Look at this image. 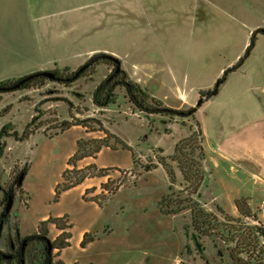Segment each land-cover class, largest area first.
<instances>
[{
    "label": "rangeland",
    "instance_id": "374dc122",
    "mask_svg": "<svg viewBox=\"0 0 264 264\" xmlns=\"http://www.w3.org/2000/svg\"><path fill=\"white\" fill-rule=\"evenodd\" d=\"M99 1L0 0V46L2 42L13 40L17 48L26 45L31 52L33 47L37 52L40 49V54H35L36 59L41 61L42 58L45 66H49L48 59L61 58L68 53L64 52L66 44L75 33L84 31L85 43L72 47L71 57L79 66L88 59L86 56L81 61V54L76 55L84 47L86 55L88 49L94 50L88 57L106 53L123 64L137 66L143 60L161 62L164 55H169L167 59L173 61H176L173 57L181 60L183 55L187 59L189 55V67L176 69L175 75L195 106L199 102V94L193 97L195 88L211 89L224 69L216 78L215 74L223 65L236 63L250 41L237 56L243 28L239 26V32L235 33L225 25L232 36L228 37L230 45L223 52H173L152 41L149 31H160L162 39L164 32L175 27L164 26L161 21L160 25L155 23L148 29L140 0H116L117 24L111 31L108 20L93 19L97 10L108 7L107 3L99 4ZM239 2L245 1L226 0L224 6L226 10H237L239 6L245 10L244 4ZM213 13L212 28L220 27L221 30L224 23L217 16L220 13L215 9ZM61 19L68 26H63ZM178 27L187 28L184 24ZM202 27L198 21L196 28ZM262 52L264 37L255 50L256 55L249 60L248 56L239 68H253L249 62H256ZM35 63L22 60L21 67L16 63L15 68H5L4 72L28 74ZM55 69L61 71L63 68ZM111 69V65L99 63L90 77L80 78L69 86L46 82L40 88L2 95L0 130L9 125L21 134L35 115V124L41 125L22 141L13 137L2 139L6 145L0 156V210L8 201L4 190L11 188L13 193L2 236L7 228L30 235L36 232L41 221L66 217L63 223L71 225L70 245L62 250L60 257L53 258L56 264L59 258L71 264H231L225 242L228 229L264 227V158L246 163L237 159L223 160L217 155L216 144L223 133L234 137L248 135L253 122L264 119V114L261 115L264 70L254 77L255 91L249 90L251 83L240 72H231L229 80L226 82L227 76L226 83H220L219 88L225 84L222 90L203 102L193 117L171 119L136 111L122 88L115 90L113 103L106 107L96 106L92 93ZM168 72L164 76L167 83L173 80ZM157 77L155 75L154 79ZM154 86L155 94L169 96L161 100L165 105L179 104L172 91ZM187 108L190 107L182 109ZM214 115L223 116L225 132L208 125L209 118ZM63 121L81 125L61 132L58 127ZM199 122L203 130L197 140H201L204 157L200 169L202 180L194 185L184 180L173 156L179 141L192 132L197 134ZM102 137H106L107 146L91 156L74 158L68 164L79 140L87 143L85 141ZM91 149L87 145L80 153ZM90 164L95 165V170L107 168L106 175L87 177L81 184L56 195V186L63 181L65 169L69 170L65 174L69 179ZM25 167L27 170L18 185L17 180ZM163 202L170 205L169 210L178 207L180 211L167 214ZM244 211H248L249 216H245ZM57 232L54 224H47L46 235L50 242ZM85 232L93 236V241L81 247ZM259 241L264 242L262 238Z\"/></svg>",
    "mask_w": 264,
    "mask_h": 264
},
{
    "label": "crops",
    "instance_id": "0c3cea01",
    "mask_svg": "<svg viewBox=\"0 0 264 264\" xmlns=\"http://www.w3.org/2000/svg\"><path fill=\"white\" fill-rule=\"evenodd\" d=\"M225 1L226 0H140L143 19L146 18L147 20L146 24L148 29L149 28L151 29L155 25V23L157 25H160L161 21L163 22L162 25L164 26L175 27L173 30L164 32L163 34L164 37L162 39L160 38L161 36L160 31L156 32L155 30L151 29L149 31V34H151V37H153L151 38L152 41L156 42L157 45L159 46L164 45L165 46L164 49L166 48L171 49L170 51L173 52L182 51L187 53H192V52L195 53V52L217 51L220 53L226 50V48L230 45L228 41V37L232 36L229 33V28L228 27L226 28L225 25L233 28L235 30V33L239 32L238 27L241 26L243 30H241V34H240L241 35L240 46L237 50L238 52L237 56H238L248 44V40H250L251 33L257 28H264V0H244L245 2L242 3L239 2V4L241 5L244 4L245 10L243 9L241 10L240 6L239 8H237V10H229V9L226 10L224 6ZM100 2L103 4L107 3L108 7L103 10L102 9L97 10L95 12L96 14L93 17V19H97L98 17L99 19L108 20L109 30L111 31L114 27H116L117 24V17H118L117 9L115 8L114 5L116 4V0H103V1L100 0L99 4ZM213 9L217 10L218 13H220L217 14V16L219 15L220 21L224 23L223 24L224 27L221 30L220 27L215 30L212 28L211 20L214 15ZM217 16L214 17L216 18ZM67 18L68 17L66 15L65 19ZM176 21L179 22L176 24ZM180 21H182V23ZM198 21H200L201 25H203V27L200 29L196 28V24ZM209 21L210 24L208 26L207 23ZM61 22H64L63 26H68L65 23L66 21H63L61 19ZM45 24L46 26L48 25L47 23ZM179 24H184L187 26V28L186 27L182 29L180 27L177 28ZM109 35H111V33H109ZM112 35L114 34L112 33ZM197 35L199 37L198 39H197ZM34 36L36 40V35ZM223 37H225V39H223ZM262 37H264V35L262 34L257 35L255 40V45L249 54L248 60L256 55L255 50L257 49V46ZM151 39L149 40V42L151 41ZM70 41L73 44L71 45V42H69L68 44H66V48H64V52H68V53L61 55V58L54 56L52 59H48V61L50 62L49 66H45V63H43L44 61L42 58L40 59L41 61H38L36 59L35 54L36 53L40 54L41 51L40 49H38L37 52V49L33 47V50L31 52V48L26 45L17 48L13 40H9V41L7 40L6 42H2V45L0 46V53L2 55L0 57V67L2 68L3 72L0 73V82L6 80L18 79L24 75H27L22 73L19 74L14 73L11 70L9 72L7 71L4 72L5 68H9V69L15 68L16 63H18L19 67H21L22 60L36 62L33 68L31 69V72H29L28 74L38 71H51L54 70L55 68H68V69L78 68L79 67V65L77 64L78 62L74 60L75 58L73 59V57H71L73 53L72 47L73 45L76 44L81 45L85 43L86 41L85 32L83 31L81 34L79 32L75 33L72 39H70ZM84 48L82 50H79L80 53L78 52V54H76V55L81 54L80 56L82 57L81 61L84 60L86 56L87 58H89L90 56L88 57V55L92 51H94L93 49H88L87 50L88 54L86 55ZM99 50L106 51L107 49H99ZM108 50L110 52H113L111 48H109ZM164 56L165 59L158 63H155L153 60H147V61L143 60L139 66L134 64L130 65L129 63L123 64L122 62H120V64L121 67L129 75L130 79L138 83L151 96L159 100H164L166 98H169V96H167L166 93L162 97H160V95L158 94H155L154 85L158 86V88L162 87V90H165L167 88L166 92L172 91L171 94L173 95L175 100L179 101V104L169 107L182 109L193 106L194 103L191 101L192 98L190 99L189 98L190 95H188V92L185 91L184 88L180 86L181 81L175 75L176 69L181 68L182 66H185V68L189 67L190 64L189 55H188V59L186 58V56L183 55V58L181 60H178L177 58L173 57V59H176V61H173L172 59H167L168 57H170L169 55H164ZM249 63L254 65V67L253 68L251 67V69H244L243 67H241L236 71H233V73L240 72L242 76H245V78H247L251 83L250 84L251 86L250 85L248 86L249 90L251 89V91H255L257 86H255L256 83H254L253 80L257 74L259 73L261 74V72L264 70V52L261 53V57H259V59L256 62H249ZM229 65L230 64L223 65L220 68V71L216 73L214 77L216 78L223 69L225 70L226 68L230 67ZM166 71H169L168 73L171 74L173 77V80L169 83L165 81L164 76L166 75L165 74ZM155 75L158 76L156 79H154ZM229 77L230 75L227 77V80L225 79L226 82L229 80ZM225 80L223 82H225ZM223 86H225V84L224 85L222 84L220 86L217 93H219L222 90ZM202 90H203L202 88H195L193 97L198 95L199 92ZM262 110L263 111H261V115L264 114V105ZM236 114L237 111L234 114V116ZM220 118L222 122L220 121ZM234 121H235V117H234ZM199 123H200V130H203L201 127V122ZM208 123L210 127L216 126L217 127L216 130L218 132L223 133L226 131L223 116L216 117L214 115L213 118H209ZM253 125L254 126L249 132V134L241 137L238 136L234 137L230 134L228 136H225L223 133V138L220 139V141H218L216 144L217 155L223 160L237 159V160H241L243 163H246L248 161H255V160H258L259 162L260 158H264V119L254 121ZM58 234L59 233L57 232L55 236H57ZM63 249L59 251V255H58L59 257ZM59 260L62 261L61 258H59ZM63 263L71 264L65 262Z\"/></svg>",
    "mask_w": 264,
    "mask_h": 264
},
{
    "label": "trees",
    "instance_id": "16d2710c",
    "mask_svg": "<svg viewBox=\"0 0 264 264\" xmlns=\"http://www.w3.org/2000/svg\"><path fill=\"white\" fill-rule=\"evenodd\" d=\"M258 34L264 35V28L255 29L250 36L249 44L247 45L245 52L232 66L226 68L221 77L218 79L222 83L229 73L237 70L245 59L249 56L252 51L255 40ZM120 61V60H119ZM99 63H107L112 66L110 73L103 79V81L95 88L92 93V101L98 107H106L110 103L114 102L116 97L115 90L117 88H122L124 90V96L131 106L138 112L146 115H161L168 118H190L193 117L197 108L205 102L211 96L217 94L219 84H215L211 89L206 91L199 92V103L193 107L187 109H176L165 105L161 100L151 96L146 90H144L138 83L130 79L126 71L120 66L119 70L113 74L116 69L115 63L107 58H98L93 61L92 64L85 67L81 72L76 76L75 73L78 70H69L68 68H63L61 71L54 69L51 72L54 73L53 78L45 77L40 74L35 75L23 82L20 83V80L23 79L24 75L18 79L6 80L0 82V99L3 94L14 93L17 91L34 89L42 87L46 82H57L65 86H69L80 78L91 76L93 74L94 66ZM19 83V86L15 87V84ZM39 108L37 105L36 111ZM37 115L33 116L31 121L25 127L24 131L19 134L16 130H12L9 125L3 127L0 130V156L3 153L5 147V141L2 139L4 137H13L16 141H22L26 139L30 134L34 133L41 125H36L35 120ZM81 125L79 122L73 121H63L59 125V131H64L71 126ZM198 127V125H197ZM10 130V131H9ZM57 134V133H56ZM197 136L201 137V130L198 128L197 134L195 132L190 133L188 137H185L176 145L175 153L173 160L177 162V165L182 172L183 178L186 182L194 185H198L202 180L201 177V162L204 157L203 147L201 140H197ZM106 137L98 139H90L89 141L79 140L77 142L76 152L68 159V164L74 158L82 159L92 154L98 153L103 146H107ZM81 144L84 146L81 147ZM91 146V150H86L82 153L81 149ZM190 149V152H186V149ZM166 164H164L165 166ZM94 171L90 172V169ZM27 167H25L21 172L25 174ZM107 168H99L95 170V165L90 164L85 169L79 170V174L76 177L66 178V173L69 170L65 169L62 173L63 181L56 186V195L58 196L61 192L67 191L79 184H81L85 178L93 176H105ZM19 185V184H18ZM164 204V211L167 214L174 215L177 214L180 209L173 208L168 209L170 205L166 202ZM166 204V205H165ZM237 207L240 209L239 205ZM248 211H244L245 216H249ZM66 217L62 218H47L41 221L37 227L35 233L31 237L41 236L47 237V224L52 223L59 231V234L51 242V249L48 250L46 239L41 246L34 248V251L43 253L44 259L38 264H56L54 257L59 255V251L70 245L71 237V225L69 223H63ZM234 228V227H233ZM67 230V231H65ZM231 232V233H230ZM259 238L264 240V227L256 226H246L242 230L241 228H234L227 231L225 242L227 243L226 250L231 261V264H264V242H260ZM93 240V236L89 233H84L80 241V246L84 247L87 243ZM53 250H56V253H52ZM58 264H64L61 260L58 261ZM78 264V263H73Z\"/></svg>",
    "mask_w": 264,
    "mask_h": 264
},
{
    "label": "flooded vegetation",
    "instance_id": "af4514ba",
    "mask_svg": "<svg viewBox=\"0 0 264 264\" xmlns=\"http://www.w3.org/2000/svg\"><path fill=\"white\" fill-rule=\"evenodd\" d=\"M22 173V172H21ZM20 173V174H21ZM4 195L8 200V196L12 197V189L4 190ZM9 212L5 209L0 210V238H2L3 246L0 247V263L3 264H38L43 259V253L34 251V248L41 246L45 243V236L31 237L30 235H21L19 230L8 228L5 235L2 236L4 228H6Z\"/></svg>",
    "mask_w": 264,
    "mask_h": 264
},
{
    "label": "water",
    "instance_id": "95a60500",
    "mask_svg": "<svg viewBox=\"0 0 264 264\" xmlns=\"http://www.w3.org/2000/svg\"><path fill=\"white\" fill-rule=\"evenodd\" d=\"M98 58H107V59L112 60V61L115 63V65H116V69H115V71L113 72V74L116 73V72L119 70V68H120V61H119L118 58H116L115 56H112V55L106 54V53H95V54L91 55V56L85 61V63H83V64L78 68V70H77L76 73H75V76H76L79 72H81L85 67H87L88 65L92 64L93 61L96 60V59H98ZM38 74H40V75H42V76H45V77H49V78H53V77H54V73L51 72V71H38V72L30 73L29 75L25 76L23 79L20 80V83L23 82V81H25V80H27V79H29V78H31V77H33V76H35V75H38ZM219 83H220V81L218 80V81L216 82V84H219ZM17 86H19V83H16V84H15V87H17ZM198 103H199V102H198ZM198 103H197V104H198ZM23 177H24V174L21 173V174L19 175L18 180H17V183H18V184L21 183ZM11 203H12V197L9 195V196H8L7 204H6L5 208H4V209H5V212H8V211L10 210V208H11ZM45 239H46V243H47L48 250H50V249H51V242H50V240H49L47 237H46Z\"/></svg>",
    "mask_w": 264,
    "mask_h": 264
},
{
    "label": "built area",
    "instance_id": "2783aa9c",
    "mask_svg": "<svg viewBox=\"0 0 264 264\" xmlns=\"http://www.w3.org/2000/svg\"><path fill=\"white\" fill-rule=\"evenodd\" d=\"M262 213H264V208L262 209Z\"/></svg>",
    "mask_w": 264,
    "mask_h": 264
}]
</instances>
